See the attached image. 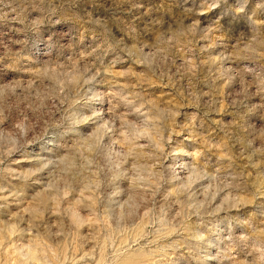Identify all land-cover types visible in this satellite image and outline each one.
I'll return each instance as SVG.
<instances>
[{"label": "rangeland", "instance_id": "rangeland-1", "mask_svg": "<svg viewBox=\"0 0 264 264\" xmlns=\"http://www.w3.org/2000/svg\"><path fill=\"white\" fill-rule=\"evenodd\" d=\"M0 264H264V0H2Z\"/></svg>", "mask_w": 264, "mask_h": 264}, {"label": "clouds", "instance_id": "clouds-1", "mask_svg": "<svg viewBox=\"0 0 264 264\" xmlns=\"http://www.w3.org/2000/svg\"><path fill=\"white\" fill-rule=\"evenodd\" d=\"M0 2H2V0H0Z\"/></svg>", "mask_w": 264, "mask_h": 264}, {"label": "bare ground", "instance_id": "bare-ground-1", "mask_svg": "<svg viewBox=\"0 0 264 264\" xmlns=\"http://www.w3.org/2000/svg\"><path fill=\"white\" fill-rule=\"evenodd\" d=\"M42 52V51H41ZM49 58V57H48ZM45 60V59H44Z\"/></svg>", "mask_w": 264, "mask_h": 264}]
</instances>
